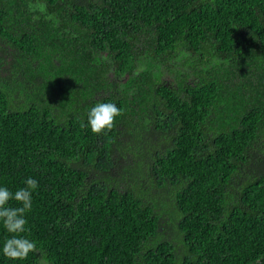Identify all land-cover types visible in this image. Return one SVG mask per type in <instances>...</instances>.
I'll return each instance as SVG.
<instances>
[{
    "label": "trees",
    "instance_id": "16d2710c",
    "mask_svg": "<svg viewBox=\"0 0 264 264\" xmlns=\"http://www.w3.org/2000/svg\"><path fill=\"white\" fill-rule=\"evenodd\" d=\"M30 177L0 264H264V0H0V187Z\"/></svg>",
    "mask_w": 264,
    "mask_h": 264
},
{
    "label": "clouds",
    "instance_id": "9594fccd",
    "mask_svg": "<svg viewBox=\"0 0 264 264\" xmlns=\"http://www.w3.org/2000/svg\"><path fill=\"white\" fill-rule=\"evenodd\" d=\"M122 115V109L114 103H97L88 113V126L94 134H101L114 127L116 117ZM38 188V181L27 178L25 187L13 193L6 187H0V221L12 237L3 245V254L12 260L26 259L36 250L34 241L22 235L27 231L25 214L32 209L33 191ZM19 202V207L7 206L10 200Z\"/></svg>",
    "mask_w": 264,
    "mask_h": 264
}]
</instances>
